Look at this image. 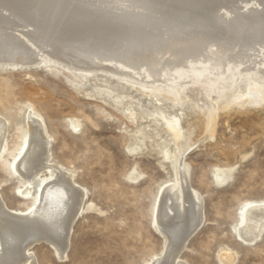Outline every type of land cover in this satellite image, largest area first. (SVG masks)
<instances>
[{
	"label": "bare ground",
	"instance_id": "6f19581e",
	"mask_svg": "<svg viewBox=\"0 0 264 264\" xmlns=\"http://www.w3.org/2000/svg\"><path fill=\"white\" fill-rule=\"evenodd\" d=\"M45 60L84 76L106 72L175 104L190 102L214 137L219 111L264 107V0H0V64ZM159 116L176 139L174 151L160 150L174 174L154 199L153 227L164 244L146 264H187L181 252L202 225L203 197L190 183L184 161L190 143H179L180 118ZM8 124L0 114V159H8L17 194L29 205L26 211L10 208L0 196V264H36L31 248L41 241L63 257L85 189L50 158V136L33 108L13 151ZM234 169L217 166L214 178L226 183ZM237 231L244 241H257L264 232V198L244 203Z\"/></svg>",
	"mask_w": 264,
	"mask_h": 264
},
{
	"label": "rangeland",
	"instance_id": "374dc122",
	"mask_svg": "<svg viewBox=\"0 0 264 264\" xmlns=\"http://www.w3.org/2000/svg\"><path fill=\"white\" fill-rule=\"evenodd\" d=\"M29 107L44 120L50 158L86 192L66 256L41 241L31 248L36 264H146L161 252L164 238L153 227L152 209L174 170L160 150L176 149L161 114L180 118L179 143H190L184 155L190 183L204 203L202 225L181 258L187 264H264V232L248 243L237 231L244 203L264 198L263 106L219 111L214 137H208L204 114L190 102L143 94L106 72L84 76L49 60L0 64V114L9 120L11 151ZM71 120L79 121L78 130ZM6 160L0 159V196L26 211L29 202L17 194L18 179ZM217 166L235 168L228 182L216 181Z\"/></svg>",
	"mask_w": 264,
	"mask_h": 264
},
{
	"label": "snow or ice",
	"instance_id": "6c2138e0",
	"mask_svg": "<svg viewBox=\"0 0 264 264\" xmlns=\"http://www.w3.org/2000/svg\"><path fill=\"white\" fill-rule=\"evenodd\" d=\"M78 130V129H77Z\"/></svg>",
	"mask_w": 264,
	"mask_h": 264
}]
</instances>
